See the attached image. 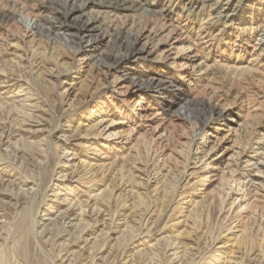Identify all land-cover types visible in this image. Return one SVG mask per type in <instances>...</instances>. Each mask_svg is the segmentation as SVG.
<instances>
[{"label": "rangeland", "instance_id": "rangeland-1", "mask_svg": "<svg viewBox=\"0 0 264 264\" xmlns=\"http://www.w3.org/2000/svg\"><path fill=\"white\" fill-rule=\"evenodd\" d=\"M240 9L244 16L234 17ZM260 13L264 0H0V264H264ZM37 52L64 55L69 74L36 64ZM142 106L159 110L157 122L140 118ZM29 110L35 120L24 123ZM232 115L238 124H228ZM112 119L125 133L141 123L138 140L106 143L102 128ZM73 134L65 147L63 135ZM37 148L56 171L35 203L16 205L13 179L29 173ZM218 159L233 171L221 167L202 181L200 166ZM232 187L250 199L249 210L240 213L238 194L226 198ZM71 207L84 215L63 219Z\"/></svg>", "mask_w": 264, "mask_h": 264}, {"label": "bare ground", "instance_id": "bare-ground-1", "mask_svg": "<svg viewBox=\"0 0 264 264\" xmlns=\"http://www.w3.org/2000/svg\"><path fill=\"white\" fill-rule=\"evenodd\" d=\"M92 2V1H91ZM101 7H103V4L101 3V4H99ZM132 7L130 6V7H127V8H125V9H127V10H129V9H131ZM241 11H243L242 9H240V10H238L237 11V13H234V14H232L234 17H237V15L239 14V15H241V16H244V13H241ZM110 12H113V10L112 11H110ZM112 14V13H111ZM233 17V18H234ZM111 19V18H110ZM258 19H264V14H262V13H260L259 15H255L254 16V20H258ZM112 20H115L114 18H112ZM93 23L92 24H96V23H100L101 22V19L99 18V19H96V18H93ZM110 21V20H109ZM111 22V21H110ZM122 22V21H121ZM126 22V21H125ZM114 23V22H113ZM116 23V22H115ZM165 23V22H164ZM166 24V23H165ZM125 25H126V23H125ZM87 26L89 27V25H88V23H86V24H84L82 27H80L79 29L82 31L83 30V28H87ZM113 26H115L114 24H113ZM163 27V26H162ZM123 28V25H120L119 26V24H117L116 25V27H115V30L119 33L120 32V29H122ZM156 27H153L151 30H150V32H149V34H157V29H155ZM160 28V27H159ZM162 29V28H161ZM148 31V29H146V30H144V31H142V32H140V34H138V38H140L141 36H143L146 32ZM10 36H12V34L10 35ZM149 38H151V36H148V39ZM170 40H174V37H172ZM176 40V39H175ZM174 40V41H175ZM167 41H168V39H167ZM175 44V43H174ZM173 45V43L171 42V46ZM189 48H185L184 50H188ZM2 51V50H1ZM39 51V50H38ZM45 52V51H44ZM0 53H2V52H0ZM38 54H37V57L35 58V62H36V64L38 63H44V64H55V66L54 67H56V69L57 70H55V72H56V77H59V76H61V75H65V74H67L68 73V71H67V69H68V67H66V68H64L65 66L63 65L62 66V64H63V62H61L60 60H63L65 57H64V55H62V56H60V57H57V58H55V59H53V58H51V55H50V57L48 56H44L43 54H42V52H37ZM176 54V57H179V53L178 52H176L175 53ZM53 56V55H52ZM64 57V58H63ZM192 57V56H191ZM191 57H189L188 59V62H187V65L185 66V67H188V66H190L188 63L189 62H193L192 61V59H194V58H191ZM23 59H25V58H23ZM177 59H175L173 62L175 63V62H177L176 61ZM65 63V62H64ZM35 64V63H34ZM50 68V67H49ZM53 70V69H52ZM55 72L52 74L51 73V71H50V75H53L54 77H55ZM110 72H112V67L111 66H107L106 67V70H105V73L106 74H108V73H110ZM69 74V73H68ZM1 75H3V74H1L0 73V76ZM4 76V75H3ZM8 77V76H7ZM6 77V78H7ZM8 79H9V77H8ZM96 83V82H95ZM120 92V91H119ZM132 92V91H131ZM134 92V91H133ZM132 92V93H133ZM18 93V92H17ZM15 94L16 96H14L13 98H11L10 96H9V98H11L10 100H13L12 102L13 103H15V100H16V97H19L18 96V94ZM28 93V92H27ZM121 93V92H120ZM34 98V97H33ZM19 99V98H18ZM32 99V98H31ZM9 100V101H10ZM20 100V99H19ZM18 100V101H19ZM22 100H24V99H22ZM29 101V100H28ZM11 101H10V103H12ZM24 103H25V101H24ZM142 102H139V104H141ZM16 104H17V102H16ZM27 105H29V104H27L26 103V105H24V106H27ZM31 105V104H30ZM32 106V105H31ZM29 107V106H28ZM25 108V107H24ZM17 109V108H16ZM28 109H31V107L30 108H28ZM22 110V109H21ZM142 110V112L140 113V118L141 119H146L145 121L146 122H150V121H156L157 122V119H158V115H160V112H159V110H157V111H155L154 113H152V114H149L148 113V110H146V108H144L143 106L140 108V111ZM10 111V110H9ZM30 111V110H29ZM33 111V110H32ZM99 111V110H98ZM17 112V111H16ZM24 112V111H23ZM29 113H32L31 111L29 112ZM16 114V113H15ZM26 114V113H25ZM33 114V113H32ZM32 114H26L27 116H28V119L26 120V122L24 121L27 117H25V119L23 120L24 121V123H30L29 121H33V120H35V119H33L34 117V114L32 115ZM162 115V114H161ZM8 117V116H7ZM16 117V116H15ZM151 117V118H150ZM160 118V117H159ZM33 119V120H32ZM171 119V118H170ZM169 119V120H170ZM178 119H180V117L178 116ZM19 120V119H18ZM103 120V119H102ZM174 120V118H172V121ZM181 120V119H180ZM160 121H162V120H160ZM160 121H159V124H157V128L158 127H164V124L165 123H160ZM164 121V120H163ZM166 121V120H165ZM227 121H228V124L229 125H231V124H238V122H239V120H238V118H237V116L236 115H232L231 117H229V118H227ZM110 123H108L104 128H102L103 129V131H105V133H108V141H106V143H109V142H111V141H114L115 139H117V141H119V139H122L123 138V140L125 139V141H126V144H128V141L129 142H131V141H134V142H136L137 140H138V138H139V136H137V134H138V131H139V128L141 127V123H139V125H134V126H131V125H128V133H125L126 132V130H116L115 128V122H114V119H112L111 121H109ZM23 123V122H22ZM120 124H128V123H131L130 121H122V122H119ZM167 123V122H166ZM175 123V122H174ZM141 124V125H140ZM22 125H24V124H22ZM26 125V124H25ZM167 127V126H166ZM165 127V128H166ZM7 128V127H6ZM157 128L155 129V130H157ZM164 128V129H165ZM161 129V128H160ZM61 130H63V132H65V129H61ZM24 131V130H23ZM2 132V131H1ZM3 132H4V130H3ZM160 132V131H159ZM165 132V131H164ZM164 132H162L160 135H158V137H157V141L159 140V139H162L163 138V136L162 135H164ZM15 133V132H14ZM26 133V134H25ZM101 133V132H100ZM24 134L25 135H28L29 137L28 138H33V137H35V135H36V133H35V135H34V130H33V132L32 131H24ZM64 137H65V139H64V145H66L65 147H67L68 148V144L69 145H71V143H72V141L75 139V135L73 134V135H63ZM166 136V135H165ZM165 138V137H164ZM22 139H25V138H22ZM114 139V140H113ZM202 139V144H205V143H207L209 140H206V135L204 136V137H202L201 138ZM153 140H154V137H153ZM155 140H156V138H155ZM60 141H62L63 142V140H61V138H60ZM116 141V140H115ZM164 141V140H163ZM123 142V141H122ZM192 145L195 143L194 142V140L192 139ZM5 143V142H4ZM32 143V142H31ZM30 143V144H31ZM117 143H119V142H117ZM160 143H162V141L160 142ZM6 144V143H5ZM115 145L116 144H114L112 147H110V148H115ZM2 146H4V145H2ZM7 146V145H6ZM6 146H5V149H6ZM9 147H10V145H8ZM8 146H7V148H8ZM32 146V145H31ZM194 146V145H193ZM33 147H37V146H32V149H33ZM3 148V147H2ZM30 148V147H29ZM0 149H1V147H0ZM199 149H200V147H198L197 146V148H196V150H195V152H193L194 154H197L198 152H199ZM214 149V145L211 147V149H210V151L208 152V154H206L205 155V157L206 156H208L209 154H210V152L212 151ZM40 150H44V149H40ZM67 150V149H66ZM31 151V153H29V155L32 157V156H34V159H32L30 156V158L32 159L31 160V162H30V164H28L29 166H31V168L32 169H30V171H29V173H26V175L25 176H22V177H16V178H14L13 179V183L18 187V189L20 190V192L18 191V197H17V199H16V205H19V204H21V200H24L25 202L26 201H33L34 203H35V200H36V198L37 197H42L43 196V192H44V190L46 189V187L49 185V183H50V180H51V178L53 177V173L56 171V165H57V161L54 159V161H51L50 163H49V166L47 165V163H48V158H47V154L48 153H41V151H39V148H37L36 150L34 149V150H30ZM7 152V151H6ZM66 152H68V151H66ZM71 155H73V153H71ZM204 157V158H205ZM28 158V157H27ZM30 158H28V159H30ZM204 158L202 159V160H204ZM230 159H232V157H229L228 158V160H230ZM51 160V159H50ZM201 160V161H202ZM28 162V163H29ZM68 162H69V160L68 161H66V163H65V165L63 166V168H65V167H67V166H69V164H68ZM229 162L230 161H228L225 165H224V163L222 162V160H216V163H214V165L212 166V167H210V163L211 162H208V164H206V165H202V166H200L202 169L204 168L207 172L204 174V176L201 178V180L203 181V180H206V179H208V177H214L215 175H217V173H219L220 171H222L221 170V167H222V169H224L225 167V170L226 169H229V172H231V171H233V170H231L230 169V164H229ZM255 162V161H254ZM253 162V163H254ZM257 162V161H256ZM201 163V162H200ZM223 165V166H222ZM248 165H249V163H248ZM244 166V165H243ZM256 166V165H255ZM258 166V165H257ZM197 167H199V166H197ZM196 168V167H195ZM138 169H140V168H138ZM139 171V170H138ZM61 172H63V170H60L59 171V173H60V178L62 177V178H65V175L64 174H61ZM224 173H225V171H223ZM251 172V171H250ZM4 173L6 174V175H9L6 171H4ZM146 173H144V171L143 170H141V175L140 176H146V177H148L147 178V180H146V183H150L151 181H152V178L151 177H149V176H147V175H145ZM158 174V173H157ZM261 173H259V172H255V173H253L252 174V177H251V181L250 182H252L253 181V183H257V180H259L260 178H261V175H260ZM164 175V177H166L167 178V176L165 175V174H163ZM219 175V174H218ZM218 175H217V177H218ZM223 175V174H222ZM5 176V175H4ZM139 176V177H140ZM263 177V176H262ZM2 178V177H1ZM1 178H0V180H1ZM144 178V177H143ZM166 178H164V181H166L165 179ZM250 178V177H249ZM3 179H4V177H3ZM142 179V178H141ZM232 179V178H231ZM235 179V178H234ZM155 180V182L158 184V185H160V187L162 188V192H164V193H166V195H167V193H170V184H166L164 181H163V176H161L160 177V175H158L157 177H156V179H154ZM250 180V179H249ZM2 182V181H1ZM259 183V182H258ZM141 184V183H140ZM31 185H32V187H31ZM238 185V184H237ZM262 186L264 185L263 184V182H262V184H261ZM30 186V187H29ZM121 186V185H120ZM239 186H241V185H239ZM261 186V187H262ZM16 187V188H17ZM28 187V188H27ZM264 187V186H263ZM237 188V187H236ZM230 188L229 189V191H227V194H226V198H231L234 194H238L237 195V197H235V202L234 203H236V202H238V201H241V202H243V204L241 205V209L239 210L240 211V213L243 211V209H244V207H246L248 210L251 208V205H252V203L246 198V196L242 193V194H239L238 193V190H240L239 188ZM255 188H258V187H255ZM172 191V190H171ZM242 191V190H241ZM4 192H6V191H4ZM3 192V194H5ZM0 193H1V191H0ZM8 193V192H7ZM6 193V194H7ZM119 195V194H118ZM13 198V197H12ZM73 200V199H72ZM58 201V200H57ZM134 201V200H133ZM226 201V200H225ZM24 202V203H25ZM59 202V201H58ZM195 202H197V201H195ZM75 206L76 207H78V205H79V207L81 206H84L85 205V203L83 202V204L80 202V199H77L76 201H75ZM81 203V204H80ZM86 205L88 206V203H86ZM192 205V204H191ZM196 206V205H195ZM85 207V206H84ZM84 207H82V209H84ZM72 208V207H71ZM69 209V210H67L63 215H62V217H63V219L64 218H70V217H74L73 219H76L77 217L76 216H78L79 214H81V213H83V215H84V210H82L81 209V212H79L78 213V210H76L77 208H72V209ZM95 208V207H94ZM37 209H39L38 208V204L36 205V210ZM88 208H86L85 210H87ZM95 210H97V209H95ZM97 212V211H96ZM190 212V211H189ZM192 212H194L193 210H192ZM191 212V213H192ZM86 213H88L87 211H86ZM93 214V216H94V213H92ZM96 214V213H95ZM99 214V213H98ZM97 214V215H98ZM82 215V214H81ZM87 215H89V214H87ZM86 215V216H87ZM90 216V215H89ZM92 216V217H93ZM83 217V216H82ZM91 218V217H90ZM71 219V218H70ZM83 219V218H82ZM99 220V219H98ZM97 220V221H98ZM82 221V220H81ZM80 221V222H81ZM65 223V222H64ZM97 223V222H96ZM4 227V226H3ZM83 230V229H82ZM44 231V230H43ZM46 231V230H45ZM47 231H49V230H47ZM231 231V230H230ZM91 233V232H90ZM2 234V233H1ZM108 234V233H107ZM43 235V234H42ZM236 239H238V238H236ZM74 241V240H73ZM77 241V240H76ZM70 242V241H69ZM172 244V243H171ZM67 245V244H66ZM73 245V244H72ZM225 245V244H224ZM152 246V245H151ZM176 246V245H175ZM225 246H220V249L221 248H224ZM101 248V247H100ZM104 248V247H103ZM112 248V247H111ZM175 248V247H174ZM95 249V248H94ZM66 250V249H65ZM88 250V249H87ZM97 250V249H96ZM95 250V251H96ZM111 250V249H110ZM94 251V250H93ZM219 251H221V250H219ZM79 253V252H78ZM101 253V252H100ZM1 254V253H0ZM67 254V253H66ZM175 254H176V252H175ZM185 254V253H184ZM73 255H75V254H73ZM89 255H90V253H89ZM92 255V254H91ZM64 256V255H63ZM71 257H72V253H71V255H70ZM76 256H79V255H77L76 254ZM180 256V255H179ZM65 257V256H64ZM67 257V256H66ZM65 257V258H66ZM63 258V257H62ZM90 258V257H89ZM66 259H68V257L66 258ZM66 259H65V261H66ZM70 259V258H69ZM73 259H75V257L73 258ZM105 259V258H104ZM4 260V259H3ZM218 260H219V258H218ZM61 261H63V260H61ZM72 261H71V259H70V263H71ZM215 262H217V261H215ZM63 263H64V261H63ZM74 263H75V261H74ZM91 264H93V263H91Z\"/></svg>", "mask_w": 264, "mask_h": 264}]
</instances>
